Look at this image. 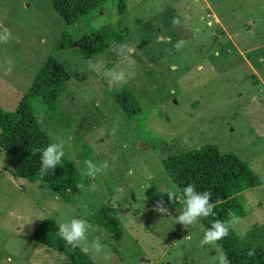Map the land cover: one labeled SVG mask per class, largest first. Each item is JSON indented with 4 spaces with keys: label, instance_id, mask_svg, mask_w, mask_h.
I'll list each match as a JSON object with an SVG mask.
<instances>
[{
    "label": "rangeland",
    "instance_id": "374dc122",
    "mask_svg": "<svg viewBox=\"0 0 264 264\" xmlns=\"http://www.w3.org/2000/svg\"><path fill=\"white\" fill-rule=\"evenodd\" d=\"M118 4L109 0L66 24L50 0H0V33L11 32L0 43V108L15 110L46 60L55 59L68 75L56 105L31 106L50 140L64 143L78 186L60 197L41 181L15 178L0 148V264H64L33 235L45 220L59 227L72 218L91 226L89 246L97 238L103 245L87 254L94 264H218V246H200V221L176 222L186 202L163 166L205 145L257 175L259 185L238 198L243 217L230 227L264 252V0H124L123 14ZM102 31L121 34L103 53L88 57L68 45ZM118 92L132 95L140 112L125 114ZM89 159L109 166L90 177ZM161 199L166 215L154 210ZM105 205L119 218V240L89 222Z\"/></svg>",
    "mask_w": 264,
    "mask_h": 264
},
{
    "label": "trees",
    "instance_id": "16d2710c",
    "mask_svg": "<svg viewBox=\"0 0 264 264\" xmlns=\"http://www.w3.org/2000/svg\"><path fill=\"white\" fill-rule=\"evenodd\" d=\"M108 1L50 0L55 13L66 24H73L79 19L97 14L105 8ZM117 7L118 12L123 14L124 0H119ZM105 32L86 37L80 43L70 42L68 45L82 49L88 57L103 53L110 47L113 39H121V34L113 35ZM59 47L62 48V45ZM67 81L68 75L64 69L50 57L34 77L18 107L11 112L0 108V148L12 158L14 177L30 182L41 181L60 197L78 192L74 179L76 167L72 161L63 157L56 169L50 170L48 174L40 173L41 153L53 142L41 128L32 110L31 102L36 100L46 109L52 110ZM116 99L121 110L128 116L134 117L140 112L139 105L129 93L118 92ZM163 166L185 202L184 188L189 184L194 185L199 192L212 193L211 201L215 204L214 214L199 219L205 231L209 230L216 220L226 223L230 221L232 219L229 215L230 211L235 217H243L238 198L242 192L259 185L257 175L246 163L232 154L221 153L212 145H205L176 156L164 162ZM89 222L101 226L116 240L120 239V221L112 206H103L89 219ZM33 240L63 255L64 264H94L79 247L66 245L59 236V227L52 220H45L38 226ZM216 245L227 254L230 264H264L262 249L252 247L240 240L231 227L228 235L217 241ZM249 252L253 255L249 256Z\"/></svg>",
    "mask_w": 264,
    "mask_h": 264
},
{
    "label": "clouds",
    "instance_id": "9594fccd",
    "mask_svg": "<svg viewBox=\"0 0 264 264\" xmlns=\"http://www.w3.org/2000/svg\"><path fill=\"white\" fill-rule=\"evenodd\" d=\"M174 25H179L181 23L179 18L174 17L172 20ZM11 39V32L8 29H4L0 33V43H6ZM184 41L180 40L176 43L175 47L180 50L183 46ZM131 51V49H129ZM10 71V69H9ZM117 80H123L124 74L120 73L116 76ZM65 157L64 143L54 142L49 144L41 153V167L39 169L41 174H48L50 170L57 168L62 162V158ZM87 172L86 174L90 177H95L97 174L101 173L103 170L108 168V162L104 161L101 164H96L92 160L85 161ZM130 174V173H129ZM83 187V185H80ZM169 200H173L174 193L167 191ZM184 196L186 198L185 209L176 217V222L183 224L185 227L191 226L198 222L202 217H208L214 214L215 204L211 201L212 193L209 191L199 192L196 190L195 186L192 184L187 185L184 188ZM154 210L161 215H166L169 211L168 207L164 204L163 199L156 202ZM229 215L232 217L227 223L221 220H216L213 222L211 228L204 233L203 239L200 241V246L216 244L217 241L225 238L229 233L230 225L237 220L231 211ZM91 226L87 220L83 218H72L68 222L59 224V236L65 241L67 246L80 247L81 251L88 254L90 249L94 253L99 254L103 251V245L100 243L99 238L92 242L91 246L88 245V229ZM218 264H230L227 254L217 247ZM253 255L249 252V256ZM63 259V257H61ZM108 255L105 259H109Z\"/></svg>",
    "mask_w": 264,
    "mask_h": 264
}]
</instances>
